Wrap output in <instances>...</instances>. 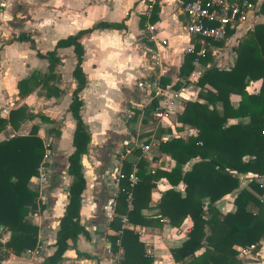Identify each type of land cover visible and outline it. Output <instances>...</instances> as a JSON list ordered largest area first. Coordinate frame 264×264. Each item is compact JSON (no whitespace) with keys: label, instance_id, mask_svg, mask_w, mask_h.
<instances>
[{"label":"crops","instance_id":"1","mask_svg":"<svg viewBox=\"0 0 264 264\" xmlns=\"http://www.w3.org/2000/svg\"><path fill=\"white\" fill-rule=\"evenodd\" d=\"M153 1L0 0V116L5 117L9 109L25 106L27 112L44 116L49 120L41 121L35 116L23 120L16 131L7 125L0 132L2 140L14 133L26 134L30 127L35 125L37 135L43 144L47 143L49 147V154L44 163L47 168V179L41 185L42 190L39 191L35 176L28 181V186L37 192V203L41 206L29 216L31 223L37 227L38 246L36 254L32 255L30 260H36L37 264H43L42 259L54 250L53 242L58 229V219L62 215L68 186L72 181L71 175L66 171L67 156L74 149L72 146L74 119L68 111L70 95L75 87V80L71 75L75 62L72 48L55 49V55L59 59L53 71L57 76L54 82L59 90L57 95L46 97L35 88L20 97L17 95L16 83L33 72H46L47 60L37 57L36 50L40 53L51 50L59 38L95 22H119L126 18L125 28H98L83 36L80 41L82 46L80 65L86 82L78 92L81 102L79 115L89 131L90 138L85 152L79 155V169L84 179V188L80 193L78 223L86 233L77 234L74 246L67 247L61 255L63 263H115L107 252L109 246L107 236L119 232L115 231L112 222L116 215L114 204L117 194L113 175L121 166L117 159V151L124 147L127 140L132 143L149 142L152 144V160L145 159L148 162L147 167L169 170L174 162L168 155L156 150L158 141L169 137L186 138L195 134V129L191 126L176 121V115L181 112L186 100H169L170 95L178 91L171 86L175 81L183 83V86H190L204 69L202 64L195 63L193 70L184 79L177 76L189 41L183 27L182 5L185 0H156V3L154 1L158 6L156 20L152 24L146 20L142 21L141 28L139 18L148 15L149 4ZM256 21L264 23V16L261 15ZM146 24L151 25L149 33L146 31ZM246 27H240L229 36L222 46L217 48L207 65L228 69L235 58L234 47L246 32ZM19 33L28 35L34 42V48L29 47L26 41L12 40ZM150 34L152 38L148 37ZM159 77L169 79V83L162 88L167 97L162 103L167 102L170 111L159 119L152 117L156 125L142 139H134L137 135L135 130H130L127 138L128 126L135 127L137 131L138 127L154 123L152 120H145L144 122H147L145 124L141 121L140 104L145 106L149 103L150 91L148 86L138 87L137 82L150 84ZM259 85V79L249 81L245 90L248 93H256ZM186 92L189 94L187 100L202 101L197 98L196 91H193L192 97L191 92ZM239 99L237 94L229 95L233 107L237 106ZM134 111H137L135 115ZM246 120V117L228 118L227 123ZM130 153L125 155V161L133 165L140 157L139 154L135 155L133 150ZM196 159L188 160L182 166V170H187ZM246 175L249 174L240 176V186L246 185ZM260 180L264 181V175ZM168 187L170 185L164 178L155 181L154 187L150 190L148 207L141 209V214L155 213L159 192ZM182 187L183 184L179 182L173 188L182 193ZM234 191L218 201L221 213L233 211ZM130 226L134 229L142 228L146 233V240L142 243L144 250L148 249L150 252L148 255L152 257L150 264H175L169 248L178 246L186 237L190 220L185 217L179 227H171L165 218L161 219L160 226L129 223L125 227ZM7 237L8 232L1 236V241ZM259 244L257 250L254 251L252 248L243 255L238 253L237 258L243 264H264V241L260 240ZM238 248L237 246L236 250ZM199 252L200 250L195 253ZM23 253L26 254L25 251L21 254Z\"/></svg>","mask_w":264,"mask_h":264},{"label":"trees","instance_id":"2","mask_svg":"<svg viewBox=\"0 0 264 264\" xmlns=\"http://www.w3.org/2000/svg\"><path fill=\"white\" fill-rule=\"evenodd\" d=\"M154 1L149 4L148 15L139 18V27H143L144 20L149 24L156 20L158 6ZM259 12L264 13V2L260 4ZM125 19L119 22H95L59 38L51 50L44 53L36 50L37 57L47 60L46 72H33L16 83L20 97L35 88L46 97L57 95L59 90L54 85L57 76L53 71L59 59L55 49L72 48L75 62L71 75L75 87L70 95L68 111L74 119V149L67 156L66 167L72 181L58 219L54 250L42 259L43 264H72L63 263L61 255L67 247L74 246L77 234L86 233L78 223L80 193L84 188L79 155L85 152L90 138L79 115L81 102L78 92L86 82L80 65L81 38L98 28L123 29ZM12 40L26 41L29 47L34 48L33 40L25 33L17 34ZM234 51L235 58L228 69L207 65L212 58L208 54L204 57H197L194 51L183 54L178 77L184 79L189 75L194 68V60L204 66L194 81L198 87L197 98L202 101H184L181 112L176 115L177 122L196 129L195 135L169 137L159 140L156 145L158 152L173 160L174 164L169 170L147 167L148 162L139 158L134 162L137 182L130 186L128 176L132 165L122 161L114 204L116 215L112 219L115 231L119 232L107 236L111 255L117 250L116 240L122 249L118 264H150L152 261L136 233L122 226V217L128 223L146 226H160L161 219L165 218L171 227H179L188 217L190 226L186 237L178 246L169 248L175 264H243L237 258L236 247L253 245L252 250L255 251L259 241L264 240V198H261L264 181L260 180L264 175V23L258 22L247 30L238 39ZM257 79L260 80L258 91L246 92L247 83ZM167 83L168 78L159 77L158 85ZM182 85L175 81L172 87L177 89ZM230 94L240 97L236 107L229 101ZM156 106L157 99L151 95L147 104L149 114ZM136 113L133 112L134 115ZM35 116L41 121H49L44 116L27 112L25 106L9 109L5 117L0 116V132L7 125L16 131L23 120ZM244 117L247 119L245 122L227 123L228 118ZM145 120L142 118L141 121ZM44 152L45 146L37 135L35 125L26 134L14 133L0 140V256L2 253L17 256L37 245V227L31 223L29 216L41 206L37 203V192L28 186V181L36 176ZM133 153L138 155L139 149L134 148ZM192 158L197 159L187 170H182V166ZM243 174L249 175L245 176L246 185L240 186L239 179ZM160 178H164L170 187L159 192L157 211L143 215L140 211L148 207L150 190ZM179 182L183 184L182 193L173 188ZM233 191V211L221 213L218 201ZM6 232L8 237L2 242L1 236Z\"/></svg>","mask_w":264,"mask_h":264},{"label":"built area","instance_id":"3","mask_svg":"<svg viewBox=\"0 0 264 264\" xmlns=\"http://www.w3.org/2000/svg\"><path fill=\"white\" fill-rule=\"evenodd\" d=\"M262 2H264V0H185L182 5V13L184 16L183 27L188 35L189 41L184 53L194 51L197 57H204L207 54L212 57L216 53L217 48L221 47L236 30L242 26H247L246 31L251 30L257 22L256 20L261 15L264 16V13L259 12V6ZM145 27L147 32L151 29V25L146 24ZM229 31H231L230 34H228ZM148 37L152 38L153 36L150 34ZM195 63L198 62L194 60L193 65ZM158 79L150 84L143 81L137 82L138 87L143 88L144 86H148L150 96L152 95L157 99V106L151 112L152 117L155 119L165 116L170 111L169 105L162 103L165 95L163 89L158 85ZM174 99L187 100L189 99V94L184 92L183 89H180L170 95L169 100L173 101ZM134 145V147L138 148L140 151V158L149 161L152 160L151 143L140 142L138 145ZM44 146L45 152L35 176L39 185V191L42 190L41 185L45 183L47 179V168L44 163L49 154V147L47 143L44 144ZM132 149L133 148L123 147L121 150L117 151L116 155L118 161L120 163L125 161V155L130 153ZM134 170L135 167L133 164L128 176L130 186L137 182ZM150 172H152V170H150ZM120 176L118 170L113 175V181L116 185ZM127 196L129 199L130 193H128ZM261 198H264V194ZM127 205L130 207L129 203ZM121 220L123 227L129 224L125 217H122ZM128 229H131L136 233L138 240L145 242L146 233L142 228L134 229L130 226ZM115 244H117V250L115 253L111 255L109 249L107 252L113 257V260L115 261L113 264H118V257L122 253V249L119 246L118 240L115 241ZM37 248L38 246H35L31 250H26V255H35ZM252 248L253 245H249L246 247H239L237 251L239 255H243L246 251H250ZM145 253L149 254L150 252L146 249Z\"/></svg>","mask_w":264,"mask_h":264},{"label":"rangeland","instance_id":"4","mask_svg":"<svg viewBox=\"0 0 264 264\" xmlns=\"http://www.w3.org/2000/svg\"><path fill=\"white\" fill-rule=\"evenodd\" d=\"M258 23V22H257ZM256 24V23H255ZM254 24V25H255ZM168 84V83H167ZM167 84H165V85H167ZM165 85L164 86H162V85H160L159 84V86H160V88L162 89V88H164L165 87ZM186 85V84H185ZM172 86V85H171ZM170 87V86H169ZM175 89V88H174ZM180 89H183V91L184 92H186V91H189V92H191L190 93V96L192 97L194 94H193V91L195 92L196 91V94H197V92H198V87L195 85V84H191L190 86L189 85H187V86H181V87H179V88H177L176 90H180ZM191 89V90H190ZM193 90V91H192ZM150 98H151V96H150ZM167 97H164V99H166ZM165 104H167V102H165ZM142 104H140V108H141V110H142V114H141V118H146V121L147 120H152L153 122H154V119H152V115H151V113L149 114V112L147 111V105H142ZM120 118L122 119V117L120 116ZM123 120V119H122ZM124 121V120H123ZM142 123H147V122H142ZM156 124H155V122L154 123H148V124H146V126H142V127H138V130L136 131V129H135V127H129L128 126V128H127V130H126V137L127 138H129V135H130V130H135V132L137 133V135H136V137L134 138V139H136V140H140V139H142L145 135H148L147 134V132L150 130V129H152V128H154V126H155ZM193 128V127H192ZM193 129H195V128H193ZM195 134H196V129H195ZM195 134H193V135H195ZM134 144H136V145H138L139 144V141H137V142H135V143H132L131 141H129V140H127L125 143H124V147H128V148H135L134 146ZM132 149V150H133ZM139 153H140V151H139ZM114 154H116V151H115V153ZM130 154H132V153H130ZM2 239H3V237H2ZM264 241V240H263ZM260 245V244H259ZM31 259V256L30 255H26V254H19V255H17V256H13V255H8V253H2L1 254V256H0V264H16V263H24V264H37V261L36 260H34V259H32V260H30Z\"/></svg>","mask_w":264,"mask_h":264},{"label":"water","instance_id":"5","mask_svg":"<svg viewBox=\"0 0 264 264\" xmlns=\"http://www.w3.org/2000/svg\"><path fill=\"white\" fill-rule=\"evenodd\" d=\"M2 226L0 225V230H1ZM16 264H24V263H16Z\"/></svg>","mask_w":264,"mask_h":264}]
</instances>
